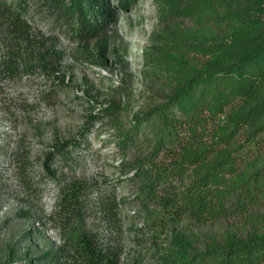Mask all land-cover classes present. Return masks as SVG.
<instances>
[{"label": "trees", "instance_id": "obj_1", "mask_svg": "<svg viewBox=\"0 0 264 264\" xmlns=\"http://www.w3.org/2000/svg\"><path fill=\"white\" fill-rule=\"evenodd\" d=\"M156 9L139 104L132 113L119 88L91 117L109 128L137 194L129 201L88 179L61 185L62 245L19 264H135L130 204L142 209L136 237L149 243V264H264V0H156ZM38 10L82 47H106L118 23L109 0H0V27L33 56L26 63L44 59L29 18ZM187 223L224 231L200 235Z\"/></svg>", "mask_w": 264, "mask_h": 264}, {"label": "rangeland", "instance_id": "obj_2", "mask_svg": "<svg viewBox=\"0 0 264 264\" xmlns=\"http://www.w3.org/2000/svg\"><path fill=\"white\" fill-rule=\"evenodd\" d=\"M109 3L118 7V23L103 48L73 43L47 11L38 10L29 18L39 42L35 51L44 59L26 63L22 57L33 56L15 48L0 27V264L37 260L62 245L68 217L56 210L61 185L88 179L129 201L137 194L139 182L132 187L118 168L109 128L91 117L119 88L129 95L132 113L139 104L137 95L146 90L143 57L158 29L156 0L127 9L120 0ZM141 210L136 204L125 210L128 255L135 264H149V243L136 237ZM185 227L200 235L224 231L219 225Z\"/></svg>", "mask_w": 264, "mask_h": 264}]
</instances>
